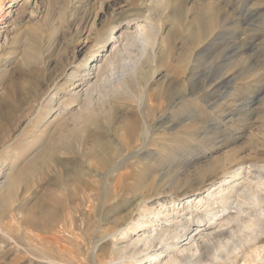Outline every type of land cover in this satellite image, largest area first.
Returning <instances> with one entry per match:
<instances>
[{
	"label": "rangeland",
	"instance_id": "374dc122",
	"mask_svg": "<svg viewBox=\"0 0 264 264\" xmlns=\"http://www.w3.org/2000/svg\"><path fill=\"white\" fill-rule=\"evenodd\" d=\"M171 2L190 19L215 14L210 44L188 47L154 0H0V264H134L116 249L142 231L119 241L120 228L188 196L181 182L205 169L210 184L264 165V0ZM67 167L87 171L88 194L64 183ZM214 245L193 260L264 264L247 244L217 256Z\"/></svg>",
	"mask_w": 264,
	"mask_h": 264
},
{
	"label": "bare ground",
	"instance_id": "6f19581e",
	"mask_svg": "<svg viewBox=\"0 0 264 264\" xmlns=\"http://www.w3.org/2000/svg\"><path fill=\"white\" fill-rule=\"evenodd\" d=\"M154 2V7L163 10L162 13L166 20L173 24L177 21L179 26H182V29L189 37L187 46L190 45V47H194L196 43H199L196 46L202 45L204 47L210 44L212 38H214L212 31L214 30L217 20L214 13L207 12L204 15L193 16L190 19L183 11L184 6L182 7V5L173 4L171 0H154ZM206 7L209 8V6ZM168 8H170V11ZM166 11L170 12L167 16ZM149 16L151 17V15ZM194 50L195 48L193 51ZM31 51V55L35 56V47H33ZM243 60L244 59L241 61ZM222 80L223 78H221L220 81ZM30 91L32 92V90ZM64 120L66 119L64 118ZM74 129L75 128H73V130H68L67 132V136L69 135L70 139L73 136L72 134H74L73 131L76 130ZM89 137L91 136L88 135L87 138ZM61 138H63L62 135L56 133L55 135L53 134L51 139L53 146L51 149V162L53 160L55 166L62 165L59 163L60 159L54 156L55 148L62 147L60 141L62 140ZM70 139L69 145H72ZM96 140L97 147L100 150L96 157L101 164H105L108 160V157L105 154V150L108 148L107 142L98 138ZM109 147H112V145H109ZM112 150L116 151L118 154L120 153V150L116 148H112ZM131 157H134V154H131V156L129 155V158ZM45 165L46 164L43 162V166ZM29 168L30 170H33L35 168L34 164L29 165L27 169ZM25 170L26 169L23 168L20 172L22 177L23 174H25ZM214 171L213 167L205 169L202 172H199L198 177L192 181H189V177L187 176L188 178L181 182L184 187L180 190V194H188V196L183 197L179 201L172 200L169 203L166 201H157L156 206L152 209L150 208L151 210L148 213V217L143 216L136 222L127 224L124 228H120V237H118L119 241H124L127 237L139 231H142V233L140 236H137L134 240L130 241L126 247L121 246L122 248L119 247L116 249L118 251V254H116L118 257H116L117 259H120L119 262H123L125 259H131L135 261L134 264H143L144 262L148 264H197L199 262L193 260L195 259L194 257H196L195 255L199 253L203 246L206 247L207 245H213L214 243L216 246L214 245L215 250L212 249L215 251H213L214 254L212 255L217 256L223 253L237 254L240 246L247 244L249 249L253 247V250H250L251 255H254L255 258L259 257L261 259L262 257L260 255L262 252L264 253V246L259 244L260 241L264 239V165L244 166L240 162L230 167L229 171L218 178L219 180L216 183L211 182L210 184H205V179L203 178L212 174ZM85 172L73 167L65 168L63 171L64 183L68 186L72 185L73 187L76 185H82V189L84 187L83 193H85L89 186L92 188V186L85 180L87 174H85ZM10 179L11 180H9L8 185L6 186V191H2L7 193L6 197L8 200H12L15 190L13 188L15 186V181L14 179L12 180L11 177ZM209 179L213 180L214 178L209 176ZM53 185H56L57 187L59 184L58 182H53ZM71 197L73 198V195ZM72 198H70V200ZM126 223H128V220ZM146 227L152 228L151 232L144 231ZM210 228L215 229V231L213 233L210 231L206 234H201V231H206ZM235 230L238 233V241H234L232 245L230 244L229 246H226L218 239L219 237H224L228 234L227 238L231 240L236 234ZM213 241H216L217 243ZM184 244H187L188 247H183L182 245ZM127 248H129V252L125 250ZM163 256H168V258L165 261H162ZM245 262L247 261H244L243 264H245Z\"/></svg>",
	"mask_w": 264,
	"mask_h": 264
}]
</instances>
